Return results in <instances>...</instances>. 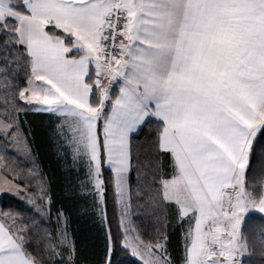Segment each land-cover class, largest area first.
Wrapping results in <instances>:
<instances>
[{
    "label": "snow or ice",
    "instance_id": "obj_1",
    "mask_svg": "<svg viewBox=\"0 0 264 264\" xmlns=\"http://www.w3.org/2000/svg\"><path fill=\"white\" fill-rule=\"evenodd\" d=\"M29 113L54 120L102 264H177L169 227L180 264H243L264 214V0H0V195L31 213L0 209V264H75L50 184L9 159L33 155Z\"/></svg>",
    "mask_w": 264,
    "mask_h": 264
},
{
    "label": "trees",
    "instance_id": "obj_2",
    "mask_svg": "<svg viewBox=\"0 0 264 264\" xmlns=\"http://www.w3.org/2000/svg\"><path fill=\"white\" fill-rule=\"evenodd\" d=\"M48 116L42 113L26 115L30 126H32L31 147L46 182L50 184L54 199L50 224H55L56 209L63 208L69 217L68 231L71 232L78 253L73 257L75 264H102L105 255V228L93 216L84 215V201L72 198V194L66 189L69 174L54 149V137L51 136L52 125L50 120L48 121ZM155 127L156 125L153 124L151 129L154 130ZM148 131L149 129H145V132ZM146 140V136H141L140 140L134 141V143L144 145ZM140 151H146V149H140ZM132 179L135 180V173L132 174ZM2 199L7 204L8 202L13 205L19 204L16 199L6 195ZM108 216L110 220L113 219L111 199L108 203ZM262 217L264 215L257 212L246 218V234L254 241L253 264H264V247L260 243V234L264 231V218ZM111 226L115 230L114 222ZM169 233L171 240L169 249L177 264H180L179 260L182 254L180 229L173 230L172 227H169ZM121 261L122 264H136L135 258L131 255L121 254Z\"/></svg>",
    "mask_w": 264,
    "mask_h": 264
},
{
    "label": "rangeland",
    "instance_id": "obj_3",
    "mask_svg": "<svg viewBox=\"0 0 264 264\" xmlns=\"http://www.w3.org/2000/svg\"><path fill=\"white\" fill-rule=\"evenodd\" d=\"M49 117L50 116H48V121L50 120L51 125H52L51 136L54 137V135H53L54 120H53V118H51V117L49 118ZM21 119H22V121H26L25 123H23V129H24L25 133L28 134V140H29V143L31 144V139H33L32 138V128H31L32 126H30L29 120L26 116H22ZM54 149L56 150L55 137H54ZM32 153H33L32 157H29L27 155H24L22 152H17L15 155L10 156L9 159L14 162V164L18 167V170H22L25 173H27L30 169L37 168V167L41 171L39 163L37 162V157H36L33 150H32ZM56 154H57V152H56ZM259 167H260L259 162H257V164L254 166V170L258 171ZM43 177H44V175H43ZM44 180H45V177H44ZM35 183L36 182L33 181V184L31 186L35 187ZM23 195L24 194L22 193L20 196H16V195L9 196L13 199H16L17 202L19 203L18 205H16V204L13 205V204H10L9 202H8V204L5 203L2 199L3 196H5V195H0V209H3V210H21V209H23L27 214L30 215L31 214L29 212L30 205H28L26 203V201L24 199H22ZM253 213H257V212H253ZM253 213H249V216H250V214H253ZM139 215L140 214L137 213V216H139ZM54 221H55V218H54ZM136 222L139 223L140 221L137 220ZM49 223H50V221H49ZM69 235L72 239L71 232H69ZM252 247L253 246H250L248 252L242 257L243 264H253L252 262L254 259L252 256H253V254H255V251L252 250ZM63 258L67 261L68 254L64 253ZM57 259H60V257H57ZM135 260H136V258H135ZM179 262H180V260H179Z\"/></svg>",
    "mask_w": 264,
    "mask_h": 264
}]
</instances>
